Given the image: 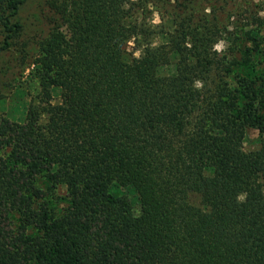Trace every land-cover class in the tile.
<instances>
[{"label": "trees", "instance_id": "obj_1", "mask_svg": "<svg viewBox=\"0 0 264 264\" xmlns=\"http://www.w3.org/2000/svg\"><path fill=\"white\" fill-rule=\"evenodd\" d=\"M26 1L0 0V50ZM137 3L48 1L39 101L0 119V264H264V146L244 148L264 133V83L234 67L251 56L183 22L128 60L149 33Z\"/></svg>", "mask_w": 264, "mask_h": 264}, {"label": "rangeland", "instance_id": "obj_2", "mask_svg": "<svg viewBox=\"0 0 264 264\" xmlns=\"http://www.w3.org/2000/svg\"><path fill=\"white\" fill-rule=\"evenodd\" d=\"M49 0H27L19 9L17 19L21 24L19 33L12 39L8 49L0 50V119L8 117L23 121L32 102H38L41 90L34 69L38 56V43L44 39L52 24L53 12ZM131 5L134 21L145 25L149 33L138 40L132 39L124 56L131 59L139 56L143 43L147 41L159 44L167 40L168 34L176 27L190 22V28L212 31L210 42L218 53L227 52L231 57H249L250 65L241 63L234 66L251 77L259 76L264 83V0H135ZM187 20V21H186ZM3 37L0 34V40ZM1 45V44H0ZM248 49V50H247ZM177 54H172V64L164 71L175 69ZM61 100V91L54 90L53 102ZM264 146V133L249 129L244 140L247 151ZM49 186V185H48ZM58 195L51 197L50 206L59 208L65 204V188H58ZM129 194L135 213L140 212V204L132 191L122 189ZM14 218L17 220V216Z\"/></svg>", "mask_w": 264, "mask_h": 264}]
</instances>
